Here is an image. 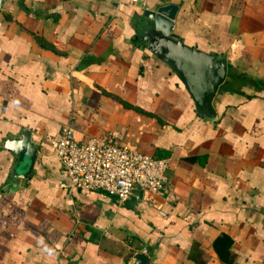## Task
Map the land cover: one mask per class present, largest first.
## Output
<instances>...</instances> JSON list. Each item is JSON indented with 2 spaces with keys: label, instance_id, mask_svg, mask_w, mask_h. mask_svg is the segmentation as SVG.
<instances>
[{
  "label": "crops",
  "instance_id": "1",
  "mask_svg": "<svg viewBox=\"0 0 264 264\" xmlns=\"http://www.w3.org/2000/svg\"><path fill=\"white\" fill-rule=\"evenodd\" d=\"M225 60L206 120L147 47L146 10ZM114 132L167 160L119 203L70 189L53 143ZM31 133L21 168L3 141ZM18 172L19 175H14ZM24 174V175H23ZM264 264V0H0V264Z\"/></svg>",
  "mask_w": 264,
  "mask_h": 264
},
{
  "label": "built area",
  "instance_id": "2",
  "mask_svg": "<svg viewBox=\"0 0 264 264\" xmlns=\"http://www.w3.org/2000/svg\"><path fill=\"white\" fill-rule=\"evenodd\" d=\"M53 147L70 189L100 191L123 203L136 189L148 198L168 183L166 159L126 148L114 132L82 139L67 124Z\"/></svg>",
  "mask_w": 264,
  "mask_h": 264
},
{
  "label": "water",
  "instance_id": "3",
  "mask_svg": "<svg viewBox=\"0 0 264 264\" xmlns=\"http://www.w3.org/2000/svg\"><path fill=\"white\" fill-rule=\"evenodd\" d=\"M177 6L168 4L156 10H146L149 20L143 36L148 51L163 62L178 78L193 103L196 114L206 120L215 118L212 101L226 78L227 66L223 58L187 45L173 32ZM3 147L15 156L18 171L28 167L34 159L35 146L31 133L23 130L17 137L3 141ZM14 175H19L14 172ZM24 175V174H23ZM134 264H150L149 258L135 254Z\"/></svg>",
  "mask_w": 264,
  "mask_h": 264
},
{
  "label": "trees",
  "instance_id": "4",
  "mask_svg": "<svg viewBox=\"0 0 264 264\" xmlns=\"http://www.w3.org/2000/svg\"><path fill=\"white\" fill-rule=\"evenodd\" d=\"M196 113V112H195ZM198 115V114H197ZM199 116V115H198ZM201 117V116H200ZM203 118V117H202ZM157 158V157H156Z\"/></svg>",
  "mask_w": 264,
  "mask_h": 264
}]
</instances>
